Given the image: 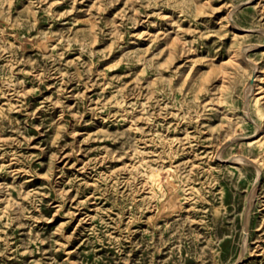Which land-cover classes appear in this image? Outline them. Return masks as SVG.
I'll return each mask as SVG.
<instances>
[{
    "label": "rangeland",
    "instance_id": "374dc122",
    "mask_svg": "<svg viewBox=\"0 0 264 264\" xmlns=\"http://www.w3.org/2000/svg\"><path fill=\"white\" fill-rule=\"evenodd\" d=\"M263 129L264 0H0V264H264Z\"/></svg>",
    "mask_w": 264,
    "mask_h": 264
},
{
    "label": "bare ground",
    "instance_id": "6f19581e",
    "mask_svg": "<svg viewBox=\"0 0 264 264\" xmlns=\"http://www.w3.org/2000/svg\"><path fill=\"white\" fill-rule=\"evenodd\" d=\"M233 58V57H232ZM233 61H234V59H233ZM225 72V71H224ZM223 72V73H224ZM222 73V74H223ZM221 84H222V82H221ZM251 88V87H250ZM223 89V88H222ZM216 97V96H215ZM244 97H245V95H244ZM7 98V97H6ZM248 98V97H247ZM220 100H222V99H220ZM247 101V100H246ZM246 105V104H245ZM244 106V105H243ZM216 107V106H215ZM245 107V106H244ZM218 108H219V106H218ZM257 109V108H256ZM219 110V109H218ZM219 111H221V110H219ZM244 111H245V109H244ZM226 112V111H225ZM257 112V111H256ZM245 113V112H244ZM257 127V126H256ZM259 127V126H258ZM257 127V128H258ZM258 130V129H257ZM264 130V129H263ZM262 131V130H261ZM256 132V131H255ZM256 139V138H255ZM257 140H254V141H252V142H256ZM251 143V142H250ZM247 144H249V143H247ZM261 144V143H260ZM259 154V153H258ZM218 155V154H217ZM220 155V154H219ZM240 155V154H239ZM231 157V156H230ZM234 157V156H233ZM256 157V156H255ZM220 158V157H219ZM218 158V159H219ZM246 158V157H245ZM231 159V158H230ZM248 159V158H247ZM227 161V160H226ZM258 167V166H257ZM148 168V167H147ZM147 168H145V169H147ZM176 168V167H175ZM151 169V168H150ZM171 169V168H170ZM149 170V169H148ZM159 170V169H158ZM161 170V169H160ZM173 171V170H172ZM259 171V170H258ZM174 172V171H173ZM183 174V173H182ZM147 175V174H146ZM148 175H150V174H148ZM259 175V174H258ZM160 176H159V172L158 171H153L152 173H151V175H150V181H152L154 184H156V185H160V178H159ZM147 178V177H146ZM162 178V177H161ZM164 178V177H163ZM162 178V179H163ZM186 178V177H185ZM181 180V179H180ZM161 181H163V180H161ZM166 182H168L169 183V177H167L166 176ZM146 184H147V182H145ZM173 183H174V181H173ZM187 185V184H186ZM168 187V186H167ZM194 188H195V186H194ZM148 190H151V189H148ZM197 190V189H196ZM152 191H153V189H152ZM164 193V192H163ZM150 194V193H149ZM153 196H155V194L153 195ZM152 196V197H153ZM184 200V199H183ZM180 206V205H179ZM177 213V212H176ZM179 214V213H178ZM177 214V215H178ZM173 216V215H172ZM243 248V247H242Z\"/></svg>",
    "mask_w": 264,
    "mask_h": 264
}]
</instances>
